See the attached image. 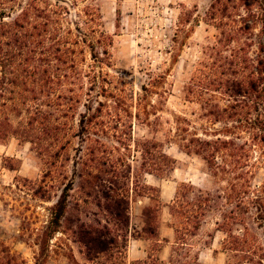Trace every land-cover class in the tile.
Returning a JSON list of instances; mask_svg holds the SVG:
<instances>
[{
  "label": "rangeland",
  "instance_id": "374dc122",
  "mask_svg": "<svg viewBox=\"0 0 264 264\" xmlns=\"http://www.w3.org/2000/svg\"><path fill=\"white\" fill-rule=\"evenodd\" d=\"M15 1L8 0L2 6L5 22L15 21L28 4L51 12L58 9L60 22L55 36L72 43L80 41L77 46H71L76 51L79 69L89 70L95 65L94 51L101 57L105 51L110 53L111 67L106 68L111 73L110 82L131 93L128 103L132 107L133 127L120 128L119 132L111 130L108 132L110 138L101 137L110 149H115L113 160L120 161V173L129 175L131 171L130 188L136 187L138 192L145 185L156 187L160 192L164 188L168 196L175 193L171 199L173 203L180 185L187 183L196 191L190 192L186 201H194L199 191L211 200L212 207L204 217L205 228L196 238L184 236V231L176 234L178 243L170 261L160 259V245L153 242L148 247V258L138 261L114 252L109 264L121 261L123 264H249L247 260L256 264L263 260L264 264V146L252 142L249 145V135L237 141L238 145L248 143L245 150L239 151L248 161L242 169L245 173L242 177L228 173L226 156L220 155L217 171L210 169L201 156L184 149L195 137L207 138L205 134H221V138H227L226 125L207 122L202 117L201 105L189 101L186 91L205 47L213 44L218 35L216 27L208 22L212 0ZM160 74L166 78L158 90L160 94L150 95L143 101L146 110L141 107V118L136 120L142 87L149 86L151 77ZM98 100L114 105L103 96ZM84 102L76 112V125L80 123V114L86 111ZM102 120L107 121L106 118ZM125 137L127 142H123ZM145 140L161 142L165 152L175 160L173 171L164 178L144 172L141 148ZM89 146L90 143L75 139L44 184L51 168L48 156L16 138L0 144V243L22 255L28 264H36L38 260L41 264H97L88 260L85 249L76 241L72 224L74 218L80 216L86 221L85 214L97 211L94 206H84L78 189V175L85 171ZM71 181L75 184L70 192L67 214L59 231L50 234L47 240L44 232L52 219L51 209ZM51 183H56L54 188ZM156 191L145 192L157 196ZM161 199L164 207L160 222L169 220L171 226L178 224L179 219L172 216L171 208L165 207L166 198ZM146 207L155 208L156 203L149 198H132L133 229L144 225L142 213ZM99 218L104 220L102 216ZM245 228L248 243H234L229 233L241 239ZM216 230L223 233L220 250L227 255L203 256L199 260L198 254L211 246ZM133 235L136 236L137 231L133 230ZM118 246L125 252L124 243Z\"/></svg>",
  "mask_w": 264,
  "mask_h": 264
},
{
  "label": "trees",
  "instance_id": "16d2710c",
  "mask_svg": "<svg viewBox=\"0 0 264 264\" xmlns=\"http://www.w3.org/2000/svg\"><path fill=\"white\" fill-rule=\"evenodd\" d=\"M5 2L8 0H0V144L16 138L48 156L51 168L43 181L46 184L54 174L52 169L75 139L90 143L85 171L78 175V189L84 206H94L97 211L85 214L86 221L80 216L72 221L76 241L85 249L89 261L109 264L114 252L127 254L134 196L156 203L155 208L143 210L144 228L138 237L158 243L164 207L160 189L150 185L143 186L140 192L136 187L131 189V171L129 175L120 173V161L113 160L115 149H110L101 137L110 138L111 130L119 132L120 128L133 127L132 107L128 103L131 93L110 82L111 73L106 69L111 67L110 53L105 51L101 57L94 51L95 65L89 70L79 69L76 51L71 46L80 41L72 43L55 36L59 31L58 9L51 12L28 4L15 21L5 22L2 8ZM208 22L216 27L218 35L202 53L186 89L187 98L201 105L202 117L207 122L226 125L227 138L205 134L207 138L195 137L184 149L201 156L210 169L217 171L220 155L226 156L228 173L242 177L248 161L239 151L245 150L248 143L238 145L237 141L249 135V145L252 142L264 146V0H212ZM165 79L163 74L151 77L150 85L142 87L136 120L141 118V107L146 110L143 101L150 95H159ZM101 96L114 105L99 101ZM83 101L86 111L80 114V123L76 125V112ZM127 141L125 137L123 142ZM141 149L145 173L164 178L173 171L176 162L161 142L145 140ZM55 184L51 183V187ZM74 184L71 181L64 187L51 209L52 219L44 232L47 240L61 227ZM156 190L157 196L145 192ZM194 191L192 184H181L175 200L167 205L172 216L179 219L178 224H173L177 234L184 231V236H195L212 207L211 200L203 197L201 191L194 201H186L187 195ZM244 230L241 239L228 232L230 239L234 243H248L245 238L248 230ZM118 243H124L125 252ZM246 263L256 264L253 260ZM0 264L28 263L22 255L0 243ZM36 264L41 263L38 260Z\"/></svg>",
  "mask_w": 264,
  "mask_h": 264
},
{
  "label": "crops",
  "instance_id": "0c3cea01",
  "mask_svg": "<svg viewBox=\"0 0 264 264\" xmlns=\"http://www.w3.org/2000/svg\"><path fill=\"white\" fill-rule=\"evenodd\" d=\"M164 188H162V192H161V198L163 197V199L166 202L165 207H169L167 205H170L171 203V199L173 198L172 196H168L166 193H164ZM143 228L144 225H138L136 226V229H133V227L131 226V231H130V240L128 243V247H127V257L129 259H133V260H144L146 258L149 257V249L148 247H150V244L153 243L154 241L152 240H148L145 238H140L138 237L139 233L143 232ZM205 228V225H202V227L200 228V230L198 231V233L194 236V238L198 237L199 232H201L203 229ZM133 230L134 232L137 231V235L134 236L133 235ZM176 231L173 228V226L170 225V221L167 220L166 222L164 221V223L162 222L160 224V228H159V238H158V245H160V252H159V257L162 261L164 262H168L171 260V258L173 257V249L174 246L177 244L176 243ZM223 235V233L220 230H216L214 231V236H213V240H212V244L210 247L205 248V250H202L199 254H198V259L201 260L203 258V256H206L207 258L209 256L213 257H221V256H226L227 254L225 252H222L220 249V246L222 244V240H221V236ZM223 239V237H222ZM156 243V242H155ZM210 253H212V255H210Z\"/></svg>",
  "mask_w": 264,
  "mask_h": 264
}]
</instances>
